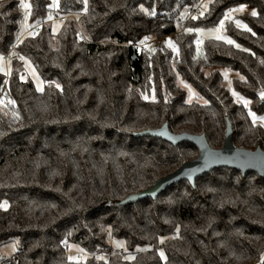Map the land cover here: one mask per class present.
<instances>
[{
    "label": "trees",
    "instance_id": "16d2710c",
    "mask_svg": "<svg viewBox=\"0 0 264 264\" xmlns=\"http://www.w3.org/2000/svg\"><path fill=\"white\" fill-rule=\"evenodd\" d=\"M199 1L88 0L85 10L83 0H58L57 8L30 0L27 25L40 26L17 42L21 0H0V56L15 53L10 75L0 66V204L7 203L0 207V245L20 241L0 264H264V177L256 173L219 168L155 199L118 204L199 155L190 142L136 132L167 123L176 134L205 133L220 149L229 119L235 146L264 150V127L253 125L220 71L240 74L236 90L262 116L264 0H211L204 16H182ZM240 4L257 12L237 16L251 31L227 24L240 47L210 39L198 52V33L185 29L215 26ZM54 15L66 16L58 32ZM168 36L175 51L140 43ZM20 56L33 63L44 90L21 80ZM179 79L207 103L189 102ZM69 246L83 249L84 259L69 260Z\"/></svg>",
    "mask_w": 264,
    "mask_h": 264
},
{
    "label": "water",
    "instance_id": "95a60500",
    "mask_svg": "<svg viewBox=\"0 0 264 264\" xmlns=\"http://www.w3.org/2000/svg\"><path fill=\"white\" fill-rule=\"evenodd\" d=\"M134 135L155 136L174 145L187 141L196 146L199 155L192 160L184 162L172 173L159 178L147 189L130 194L124 200L118 202L120 205H128L146 198L155 199L173 185L184 180L194 185L198 177L219 168L234 169L242 174L253 172L264 177V150L261 147L252 150L235 146L233 141V126L229 119H227L225 143L220 149H214L210 146L205 133L176 134L170 131L167 123L160 128L143 130L134 133Z\"/></svg>",
    "mask_w": 264,
    "mask_h": 264
},
{
    "label": "rangeland",
    "instance_id": "374dc122",
    "mask_svg": "<svg viewBox=\"0 0 264 264\" xmlns=\"http://www.w3.org/2000/svg\"><path fill=\"white\" fill-rule=\"evenodd\" d=\"M24 2L30 4V0H24ZM205 3H207V4H208V7H209V3H210L209 0H200V1H199V4H198V5H199V9H200V11L203 10L202 5L205 4ZM241 5H244V11L233 13V15H232V19H231V20H226V21H225L224 29L219 33L220 35L225 36V37H227L228 39H231V38L228 36V34H227V29H226L227 24H228V22H230V21H233L234 24H235V20H240L242 24L247 25V23H246L243 19H241V18H239V17H237V16H239V15H241V14H245V13H247V14H251L252 10H255V11H256V9H255L253 6L249 5V4H240V5H238V6H232V7H230L229 9H231V8H238V7H240ZM229 9H227V10H229ZM29 10H30V9H29ZM29 10H25V9L23 8V12H24V14L26 13V11H27L28 14H29ZM227 10H226V11H227ZM200 11H199V12H200ZM185 13H186V12H185ZM198 14H199V13H197L196 15H198ZM222 18H223V17H222ZM222 18H221V19H222ZM26 23H27V24L29 23L28 19H27V22H26ZM50 24H51L52 30H53L54 32H58V31L61 29V27L63 26V23L60 22V21L57 19L56 15H54V16L50 19ZM218 25H219V23H218L217 25H215V26H212V27L201 28V29L204 30V32H203L202 34H201V33H198V36L202 38V42H204V41H206V40H210V39L217 40V39L215 38V37H216V33H215L214 31L209 32V30H210V29L214 30L216 27H218ZM235 25H236V24H235ZM169 39H170V40L172 41V43L175 45V49H176L177 46H176V42H175L174 36H168V37L163 38V39H160V40H148V41L144 42L142 45H144V47H145V48H148L149 50H150V49H154V48H156L157 46H162V45H165V46L169 47L168 44H167V41H168ZM231 40H233V39H231ZM233 41H234V40H233ZM169 48H171V47H169ZM172 49H173V48H172ZM2 56H3V55H2ZM3 57H4V62H3L2 64H0V66H1V69H2V71L4 72V74H5L6 76H8V75H10L11 70H12V61H11V59L9 60V58H7V57H5V56H3ZM26 60L30 63V65H31V69H34V70H35L36 76H33V75H32V71H31V69L28 68V67L25 65V62L23 61V70H24V75H23V77H24V79H29V80L33 81V83L35 84V87H36L37 90H38V85H39V90H38V91H42V90H44L45 84H44V81L42 80V78H41L39 72L36 70V68L34 67L33 63H32L29 59H26ZM220 71H221V73H222V75H223V85H224V86L227 88V90L231 93V95L233 96L234 100H235L237 103L242 104V105H244V100H248L250 103L248 104V106H247L246 108H247L248 110H251V111H252V108H251L252 101H251L249 98H247V97H245L244 95H242L239 91H237L236 88H235V85H234V80H235V78H239V77H240V74H239L238 72H236V71L230 69V68H221ZM37 77H38V80H37ZM179 84H180V86L186 91V95H187L186 98H187L188 101H190V102H194V101H195V102H204V99L199 95V93L196 91V89H194V88H193L188 82H186V81H184V80H182V79H179ZM189 89H191V92L189 91ZM234 92L236 93V95H233ZM244 106H245V105H244ZM252 112H253V111H252ZM262 116H264V114H263ZM259 117H261V116H258V115H257V118H258V119H257V122H256V123L261 124V122H260V120H259ZM263 127H264V126H263ZM118 242H123V241H118ZM114 244H115V246H116L119 250H122V249H125V248H126L124 242H123V247H118V246H117V242H114ZM13 247H15V251H13ZM69 247H71V246H69ZM19 248H20V241H19L18 238H14V239H12L11 241H9L8 243H5V244L0 245V260L3 259V258H5V257L10 256L12 253L16 252ZM148 248H149V247H146V246H144V247H137L136 250H137V251H138V250L141 251V250L148 249ZM78 249H80V248L73 247V246H72L71 248H69V251H68V252H69L70 256H72V257H76V258H83L84 255H86V254H84V253L78 251ZM161 251L164 252L163 249H159V252H161ZM164 254H165V253H164ZM126 256H127V257H132L133 254H132V253H128V254H126ZM103 258H104V257H103ZM83 259H84V258H83ZM251 264H258V262H253V263H251Z\"/></svg>",
    "mask_w": 264,
    "mask_h": 264
},
{
    "label": "snow or ice",
    "instance_id": "6c2138e0",
    "mask_svg": "<svg viewBox=\"0 0 264 264\" xmlns=\"http://www.w3.org/2000/svg\"><path fill=\"white\" fill-rule=\"evenodd\" d=\"M209 2H211V0H209ZM83 4H84L85 10H86V9H87V4H88V0H83ZM20 7L24 8L25 10H29V9L31 8V5H30L29 3H25L24 0H21ZM47 7H49V8H57V7H59L58 0H51V3H50L49 5H47ZM202 8H203V10L199 12V16H201V17L204 16L205 12L208 11V4H207V3L203 4V5H202ZM141 11H144L146 14L155 15V12H154V11L151 12V13H148V10H147V9H144L142 6H141ZM241 11H244V5H241V6L238 7V8H231V9L227 10V11L223 14V18L219 21V25H218V27H216L214 30L210 29L209 32L214 31V32L216 33V37H215V38H216L217 40H225L228 44H234L235 47L239 48L240 45L235 44V42H234L233 40L228 39L227 37L222 36V35H220L219 33L224 29L225 21H226V20H231V19H232V15H233V13L241 12ZM185 14H186V13H183L182 16L185 15ZM251 15H252L253 17H255V16L257 15V12H256L255 10H252ZM191 18H192L193 20H196V19H197V16H192ZM27 19H28V12L26 11V13H25V17H24V20H25V27H32L31 25H27V23H26V22H27ZM49 19H51V16H49ZM235 24H236V26H237L238 28H243V29H245V30H247V31H251V29H249V28L247 27V25L242 24L240 20H235ZM185 31H186V32H189V33L195 31V32H197V33H201V34L204 32V30H203V29H200V28H187V29H185ZM35 34H36L35 32H29V35H35ZM22 35H23V33L21 32V33L17 36V41H18V42H21V40H20V36H22ZM82 38H83V39H86L87 37H82ZM145 39H147V37H146ZM129 43H131V41H130ZM140 43L143 44L144 41L142 40ZM196 43H197V45H199V44L201 43V41H200V40H197ZM167 44H168L169 47L173 48L174 51L176 50V49H175V45L172 43V41H171L170 39L167 41ZM150 51H154V49H150ZM245 51H247V49H245ZM12 55H15V53H11V54H10V56H9V60L11 59V56H12ZM19 59H20V60H23V61L25 62V65H26L28 68L31 69V65H30V63L25 59V57L20 56ZM3 62H4V57H3V56H0V64H2ZM31 71H32V75H33V76H36L35 70H34V69H31ZM23 79H24V77H21V80H23ZM242 79H243V78H242ZM37 80H38V77H37ZM56 87L59 88L60 85L57 84ZM38 90H39V85H38ZM189 91L191 92V89H189ZM233 95H236V93L234 92ZM259 95H260L261 99H264V91H261V92L259 93ZM144 98H145V99H148L147 96H144ZM152 98L155 99V96L153 95ZM8 102H9V103H12V101H8ZM189 102H190V101H189ZM0 103H3V101L0 100ZM204 103L206 104L207 101H204ZM249 103H250V102H249L248 100H244V105H245V107H247ZM248 115L251 117L253 125H255L256 122H257V119H258L256 113H254V112H252L251 110H249ZM259 120H260V122H261V126H264V116L259 117ZM0 207L7 208V203L5 202V203H3V204H0ZM117 246H118V247H123V242H117ZM13 251H15V247H13ZM78 251L83 252V249H78ZM159 255H160V258H161L162 260H165V259H166L165 254H164L163 251H161ZM129 258H131V257H129ZM72 259H74V258L70 256V257H69V260H72ZM100 259H103V258L101 257ZM261 259L264 260V256H262Z\"/></svg>",
    "mask_w": 264,
    "mask_h": 264
},
{
    "label": "built area",
    "instance_id": "2783aa9c",
    "mask_svg": "<svg viewBox=\"0 0 264 264\" xmlns=\"http://www.w3.org/2000/svg\"><path fill=\"white\" fill-rule=\"evenodd\" d=\"M199 11H200V9H199V5H198L197 7H195V8H189V9L186 10V16H194V15H196L197 13H199ZM24 17H25V14H24ZM56 17H57V19H58L60 22H63V21H65V19H66V16H64V15H63V16H56ZM39 26H40L39 24H35V25H33L31 28H27V29H26V27H25V20H24V18H23V21H22V28H21V31H20V33L22 32L23 35L20 36V40H21L23 37H25V36H34V35H29V32H35V33H37V31H38V29H39ZM20 33H19V34H20ZM197 40H200V41H201V43H200L199 45H197V43H196ZM196 41H195V43H196L197 50H198V52L202 53V52H203V42H202V38L198 36L197 39H196ZM17 42H18V41H17ZM14 47H15V44L11 47V50H12ZM8 54H9V53L5 54L4 56L8 58ZM6 82H7V81H5V82L2 84V86H1V91H2V93H5V92H6ZM6 105H9V103L7 102ZM68 245H69V243L67 242V243H66V246H68ZM96 257H97V258L100 257V254H97Z\"/></svg>",
    "mask_w": 264,
    "mask_h": 264
}]
</instances>
